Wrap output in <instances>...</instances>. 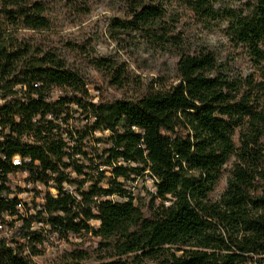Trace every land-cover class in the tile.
I'll use <instances>...</instances> for the list:
<instances>
[{"label": "trees", "instance_id": "trees-1", "mask_svg": "<svg viewBox=\"0 0 264 264\" xmlns=\"http://www.w3.org/2000/svg\"><path fill=\"white\" fill-rule=\"evenodd\" d=\"M122 1L125 19L113 24L165 51L175 48L177 79L158 80L134 100L90 103L92 122L82 129L68 126L69 107L86 106L65 92L82 90L81 76L55 55L35 57L0 33V229L4 214L22 217L9 175L25 173L28 183L55 192L45 191L35 215L21 218L23 244L0 237V264H34L44 239L30 230L34 221L60 237L92 233L99 239L98 264H264V171H258L264 161V0H247L245 12L227 11L230 36L257 70V80L248 82L259 97L256 106L249 103L252 92L240 93L218 73L211 52H186L165 20L172 0ZM178 1L199 18H213L219 0ZM2 21L30 30L47 26L37 0H0ZM55 90L61 91L56 98ZM94 132L107 135L95 138ZM231 155L226 188L211 201ZM144 177L153 186L145 201L127 188ZM84 258L85 252H73L62 264Z\"/></svg>", "mask_w": 264, "mask_h": 264}, {"label": "rangeland", "instance_id": "rangeland-1", "mask_svg": "<svg viewBox=\"0 0 264 264\" xmlns=\"http://www.w3.org/2000/svg\"><path fill=\"white\" fill-rule=\"evenodd\" d=\"M43 6V15L47 26L30 30L11 26L2 21L0 33L13 38V42L30 50V54L40 57L43 54H53L65 61L67 68L81 76L84 88L73 92L66 90L68 96L76 95L82 99L86 107L70 105V119L68 126L83 128L92 122V113L88 106L101 100L114 99L134 100L144 93L158 80L167 83L176 82V65L179 59L177 50L173 47L163 50L150 39L138 32H124L117 28L113 21L124 20V3L122 0H37ZM247 0H219L214 5L216 16L213 18H199L191 13L178 0H172L166 5V18L174 25L186 47V52L195 54L200 50L211 52L218 64V73L238 86L240 93L252 92L249 81L257 80V70L248 50L237 45L229 34V15L227 11L235 13L245 12ZM101 60L107 67L99 70L92 62ZM125 79H121V78ZM3 81L0 80V84ZM61 91L55 90L56 98ZM249 103L256 106L259 97L252 92ZM3 102L0 93V104ZM237 134V131H236ZM106 132H94L95 138L106 136ZM233 140L238 146L237 135ZM89 145L94 144L89 140ZM99 147V145H96ZM101 148V147H100ZM261 152L264 153V138L261 141ZM235 156L227 158L220 170L219 176L209 193V199L215 201L226 188L230 170L235 162ZM16 156L13 162L18 163ZM259 172L264 171V161ZM25 173L8 176V185L15 192L22 217L35 215L38 204L43 200L44 192L53 189L43 184H31L25 181ZM129 184V185H128ZM135 196L147 200V190H153L148 177L138 178L128 183ZM259 185L264 186L260 179ZM86 185L85 187H87ZM19 202V203H18ZM22 217L3 215L4 224L0 229V237L13 239L18 244L25 241L18 231L22 226ZM39 217L37 218V220ZM91 226L97 227L96 220L90 221ZM47 225L34 221L30 230L40 232L44 237L43 243L37 245L41 251L35 257L39 264H62L69 262L70 253L83 251L85 258L82 264H98L96 248L99 239L92 233H69L66 237L49 234L45 230ZM105 255L106 251H101ZM108 260V259H107ZM106 261V260H105ZM251 264V263H248Z\"/></svg>", "mask_w": 264, "mask_h": 264}, {"label": "built area", "instance_id": "built-area-1", "mask_svg": "<svg viewBox=\"0 0 264 264\" xmlns=\"http://www.w3.org/2000/svg\"><path fill=\"white\" fill-rule=\"evenodd\" d=\"M152 184V179L151 178H148ZM153 187V186H152ZM65 188L69 191V192H73V189L70 187V186H65ZM153 191V190H152ZM52 193H55L54 191ZM19 203V202H18ZM18 207V206H17ZM33 262L34 264H39L35 261V258H33Z\"/></svg>", "mask_w": 264, "mask_h": 264}]
</instances>
